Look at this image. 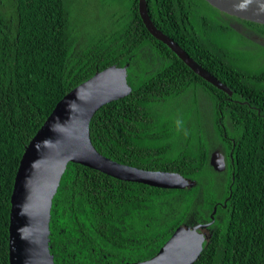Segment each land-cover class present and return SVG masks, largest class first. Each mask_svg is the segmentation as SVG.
<instances>
[{"label": "trees", "instance_id": "trees-1", "mask_svg": "<svg viewBox=\"0 0 264 264\" xmlns=\"http://www.w3.org/2000/svg\"><path fill=\"white\" fill-rule=\"evenodd\" d=\"M144 1L154 25L228 91L149 33L138 0H0V264H9L10 195L26 145L67 92L111 65L126 66L130 92L95 111L93 146L121 164L178 172L190 184L155 187L69 162L50 210L54 263L133 264L152 257L179 226L201 224L192 264H264V75L238 68L233 51L206 37L233 29L218 15L263 40L264 24L205 0ZM190 87L214 98L208 135L207 123L174 104ZM184 134L201 138L200 148L178 154ZM218 145L225 171L209 163Z\"/></svg>", "mask_w": 264, "mask_h": 264}, {"label": "water", "instance_id": "water-1", "mask_svg": "<svg viewBox=\"0 0 264 264\" xmlns=\"http://www.w3.org/2000/svg\"><path fill=\"white\" fill-rule=\"evenodd\" d=\"M205 1L237 19L264 24V0ZM138 12L153 37L168 46L208 83L228 91L223 82L154 25L144 0H138ZM126 75V66L111 65L73 87L55 104L26 145L10 195L9 264H55L49 250L50 210L61 175L69 162L118 179L155 187L182 188L187 184V180L178 173L121 164L100 154L93 146L89 122L102 105L130 92ZM209 162L214 168L222 169V154L213 151ZM199 226L201 224L179 226L152 257L133 264H192L199 256L204 241L202 233L198 231Z\"/></svg>", "mask_w": 264, "mask_h": 264}, {"label": "rangeland", "instance_id": "rangeland-1", "mask_svg": "<svg viewBox=\"0 0 264 264\" xmlns=\"http://www.w3.org/2000/svg\"><path fill=\"white\" fill-rule=\"evenodd\" d=\"M215 17L217 22H226L233 29L224 28L220 29V31H208L206 33L208 40L214 45L227 47L233 51L231 60L238 68L246 72L260 71L263 72L262 74L264 75L263 38L256 35V33L248 27L245 28L233 22V20H231L232 18L229 19V17L227 18L226 16L220 15ZM195 89L197 96L193 95L192 87H190L187 91L181 93L180 96L173 99L174 104L176 102L178 110L180 112H185L196 124L205 126L207 123L206 128L208 132L206 135H208L209 130H214L215 128V126L212 127L214 118V98L201 87ZM197 108H200V112H196Z\"/></svg>", "mask_w": 264, "mask_h": 264}, {"label": "clouds", "instance_id": "clouds-1", "mask_svg": "<svg viewBox=\"0 0 264 264\" xmlns=\"http://www.w3.org/2000/svg\"><path fill=\"white\" fill-rule=\"evenodd\" d=\"M201 141H202V139L201 138H198V137H195V136H193V135H191V134H184V135H181L180 136V138L177 140V144H178V149H177V152H178V154H179V152L180 153H184L185 152V150H187V149H189V147L190 148H195L196 147V150L198 149V148H200V146H201ZM219 146V145H218ZM218 146H215V149L213 150V151H215V150H217V151H219L218 150ZM174 151L173 150H171V153H173ZM220 152V151H219ZM212 153V152H211ZM211 153H210V156H211ZM221 154H222V162H223V168L222 169H216V168H214L212 165V168L214 169V170H216V171H225V169H226V159H225V155H224V152H220ZM209 159H210V157H209ZM210 163V162H209ZM132 167H134V166H132ZM136 168H138V167H136ZM141 169H145V170H153V169H146V168H141ZM157 170H160V169H157ZM161 171H166V170H161ZM168 172H172V173H178V172H174V171H168ZM178 174H180V173H178ZM181 175V174H180ZM182 176V175H181ZM182 178L183 179H185V180H187V178H185V177H183L182 176ZM223 180H221V182H222ZM188 184H190V182H188V180H187V184L185 185V186H187ZM184 186V187H185ZM228 186H231V184H229ZM230 188V187H229ZM225 201V200H224ZM223 204H225V203H223Z\"/></svg>", "mask_w": 264, "mask_h": 264}, {"label": "flooded vegetation", "instance_id": "flooded-vegetation-1", "mask_svg": "<svg viewBox=\"0 0 264 264\" xmlns=\"http://www.w3.org/2000/svg\"><path fill=\"white\" fill-rule=\"evenodd\" d=\"M257 35V34H256ZM218 150L220 151V152H223V150L221 149V146L219 145L218 146Z\"/></svg>", "mask_w": 264, "mask_h": 264}]
</instances>
